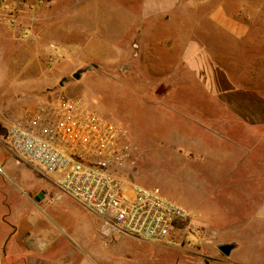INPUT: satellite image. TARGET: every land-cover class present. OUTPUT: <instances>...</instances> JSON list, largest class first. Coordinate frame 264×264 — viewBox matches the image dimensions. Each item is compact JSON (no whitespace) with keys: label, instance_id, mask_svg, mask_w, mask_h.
I'll return each instance as SVG.
<instances>
[{"label":"crops","instance_id":"0c3cea01","mask_svg":"<svg viewBox=\"0 0 264 264\" xmlns=\"http://www.w3.org/2000/svg\"><path fill=\"white\" fill-rule=\"evenodd\" d=\"M181 1H111L102 20H51L53 5L38 20L26 12L0 20V115H19L20 91L50 89L69 72L70 59L93 56L99 43L108 42L111 60L89 59L84 68L110 66L140 128L144 156L135 168L188 214L174 222V243L147 241L175 255L150 260L264 264L260 113L253 98L244 96L250 91L230 79L206 43L222 39L221 34L186 30L187 20L177 13ZM163 11L170 16L166 20ZM214 24L228 31L229 20ZM4 136L8 146L7 128ZM1 146L0 140V264H53L50 253L69 240L87 236L94 243L96 226L90 220L100 228L99 218L60 192L58 174L26 162L51 184L38 192L29 186L32 191L23 194L11 169L1 167ZM226 244L228 254L219 250ZM80 258L79 264H100ZM135 261L125 259V264H139Z\"/></svg>","mask_w":264,"mask_h":264},{"label":"rangeland","instance_id":"374dc122","mask_svg":"<svg viewBox=\"0 0 264 264\" xmlns=\"http://www.w3.org/2000/svg\"><path fill=\"white\" fill-rule=\"evenodd\" d=\"M111 1H116V5H123L127 2L139 3L141 0H51L50 3L33 10V19H41V16L44 15L43 11L50 5H53L51 20H81L88 16L91 20H102L104 15L107 19L105 8L106 4ZM158 1L164 3L167 0ZM177 13L180 15L179 20H187L186 30L199 27L202 33L221 34L222 39L210 40L206 43L212 48L215 59L228 68L230 79L250 91V93L246 92L244 96L253 98L255 110L260 113L261 152L264 159V0H182L180 11L178 10ZM162 16L165 20L170 17L167 11H163ZM150 17L148 20H151ZM212 20L214 23L215 20H229L228 31L216 26ZM193 21H197L200 26H195ZM109 46L108 42H101L93 56L87 55L88 57L85 58L70 59L69 72H66L64 77L50 89L37 90L36 93L29 90L20 91L18 98L21 102L15 106L18 111H21L19 115L12 117L14 116L12 111L9 112V115H0V140L3 157L1 167L11 169V175L19 181L23 194L32 191L29 186H34L35 191L38 192L51 182L48 178L41 177L30 164L15 155L8 147L9 144L7 146L4 136L6 124L10 120L28 113L33 108V106H29L44 99L49 101L62 98L80 99L104 117L125 124L139 142L140 128L133 121L132 110L129 106L131 101L128 102L130 98L124 96L127 94L125 89L124 91L118 88L115 79H113L114 74L108 71L110 66L91 65L84 68L89 65L86 63L89 59L108 63L113 57ZM76 63L81 68L72 65ZM140 147L142 148V146ZM139 168L132 170L129 175L130 179L139 185L157 186L144 182L147 179L141 175ZM90 224L96 226L94 243L89 242L85 235V238L79 237L80 240H69L68 244H62L58 249L52 250L50 256L53 264L65 261L69 264H79L82 262L80 257L93 258L100 264H125V259L132 258L136 259L135 262L139 264H147L146 258H148L149 264H153V260H150L152 257L175 255L172 250L166 251L163 248L149 245L146 240L122 234L104 235L100 231L98 221L90 220Z\"/></svg>","mask_w":264,"mask_h":264},{"label":"built area","instance_id":"2783aa9c","mask_svg":"<svg viewBox=\"0 0 264 264\" xmlns=\"http://www.w3.org/2000/svg\"><path fill=\"white\" fill-rule=\"evenodd\" d=\"M51 0H0V20H16ZM7 138L23 161L58 174L60 192L100 220L107 236L126 234L171 240L175 220L187 212L157 186H143L130 173L144 151L128 127L101 115L80 99H44L9 121Z\"/></svg>","mask_w":264,"mask_h":264},{"label":"water","instance_id":"95a60500","mask_svg":"<svg viewBox=\"0 0 264 264\" xmlns=\"http://www.w3.org/2000/svg\"><path fill=\"white\" fill-rule=\"evenodd\" d=\"M75 78H77L76 75H74ZM231 246L230 245H222L219 247V250L224 253V254H228L229 253V250H230Z\"/></svg>","mask_w":264,"mask_h":264}]
</instances>
